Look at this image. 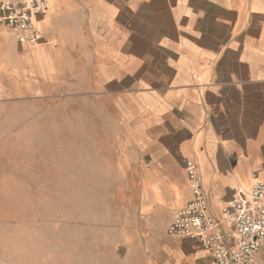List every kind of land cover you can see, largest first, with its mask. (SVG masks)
<instances>
[{
    "label": "crops",
    "instance_id": "1",
    "mask_svg": "<svg viewBox=\"0 0 264 264\" xmlns=\"http://www.w3.org/2000/svg\"><path fill=\"white\" fill-rule=\"evenodd\" d=\"M44 1L41 45L20 47L0 25V127L21 135L59 97L78 106L80 134L95 133L131 186L122 263L213 264L166 229L191 201L186 160L217 220L264 181V0Z\"/></svg>",
    "mask_w": 264,
    "mask_h": 264
},
{
    "label": "rangeland",
    "instance_id": "2",
    "mask_svg": "<svg viewBox=\"0 0 264 264\" xmlns=\"http://www.w3.org/2000/svg\"><path fill=\"white\" fill-rule=\"evenodd\" d=\"M29 114L21 135L0 127V264H123L131 186L112 153L80 134L78 106L61 97Z\"/></svg>",
    "mask_w": 264,
    "mask_h": 264
},
{
    "label": "built area",
    "instance_id": "3",
    "mask_svg": "<svg viewBox=\"0 0 264 264\" xmlns=\"http://www.w3.org/2000/svg\"><path fill=\"white\" fill-rule=\"evenodd\" d=\"M47 10L44 0H2L0 25L9 29L20 47L34 48L43 43L36 20ZM184 169L191 201L173 214L167 236L196 241L213 264H264V181L256 182L249 191H237L223 207L222 219L217 220L209 215V200L195 162L186 160ZM223 224L233 228L221 231Z\"/></svg>",
    "mask_w": 264,
    "mask_h": 264
}]
</instances>
